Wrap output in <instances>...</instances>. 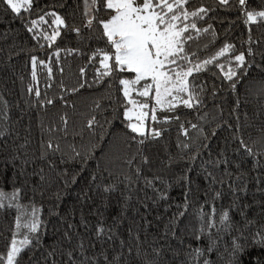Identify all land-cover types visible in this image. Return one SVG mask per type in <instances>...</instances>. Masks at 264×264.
I'll return each instance as SVG.
<instances>
[{"label": "trees", "instance_id": "trees-1", "mask_svg": "<svg viewBox=\"0 0 264 264\" xmlns=\"http://www.w3.org/2000/svg\"><path fill=\"white\" fill-rule=\"evenodd\" d=\"M259 2L251 0V7L259 9ZM202 4L213 11L199 21L198 26L212 25L210 33L214 30L216 40L200 53L201 58L214 54L225 43L234 44L238 52L249 46L256 52L264 50V23L245 25L238 0H231L229 6H221L217 0H191L187 7L192 10ZM39 9L56 11L69 25L68 29L61 30L51 47L42 38L34 40L23 21L0 3V97L7 102L10 116L7 122L0 120V126L13 133L7 145L0 141V187L10 192L14 181V186L22 189L21 203L34 205L44 224L42 247L35 251L25 250L19 264H53L54 261L55 264H66L64 252L80 239H83L88 255L93 251L99 253L102 242L96 241L95 231L101 217L93 214L97 210L103 213L106 226L113 224V216L121 217L114 243H103V249L110 255L113 250H120L123 241L125 256L128 255L127 248L131 247L133 255L139 252L142 258L133 260L132 264H146L148 260H153V264H181L188 244L207 246L206 240H195L194 232L201 226L198 213L201 209L210 212L213 206L217 215L228 210L240 227H243L245 217L254 222L245 231L249 240L248 253L243 260L244 264H255L257 259L264 262V248L253 246L251 240L257 229L264 225V167H257V162L264 164V158L259 155L254 159L246 157L242 150L235 152L239 143L233 142L232 136L237 120L230 115L238 94L241 106L237 115L240 125L245 128L243 138L257 150L259 144L253 141H258L261 134L256 129L264 126V72L255 66L249 69L248 77L237 85L236 93L228 90L227 83L221 84L209 73H201L198 83L206 85L203 110L198 112L181 106L175 113L157 112L158 118L179 116V120L157 124L149 119L147 124L161 129L162 135L144 139L140 144L138 140L142 138L132 140L136 134L125 127L127 121L121 106L125 101L118 76L105 77L98 82L99 57L89 63L92 53L97 48H105L106 44L103 39H97L102 29L97 27L92 33L83 28V0H36L29 18H36L35 12ZM21 15L27 17L25 13ZM249 27L252 40L259 43H243L248 40ZM72 28H81V33L78 35ZM48 31L51 34V29ZM210 33L200 38L201 47L211 39ZM196 46L192 45L193 48ZM57 50L59 57L53 55ZM33 56L45 62L37 65L35 81L32 79ZM223 60L221 58V62ZM47 66L52 69L51 75ZM82 68L85 70L83 75ZM213 70L219 74L218 70ZM121 75L131 78L129 74ZM214 83L215 96L212 95ZM29 87H39L41 97L30 94ZM48 99L53 103H39ZM153 104L151 101L150 107ZM217 105L223 109L222 114ZM4 111L5 106L0 103V115ZM203 112L209 113L208 123L199 120ZM212 116L217 119H211ZM93 117L95 123L89 128L88 122ZM188 122L203 123L208 139L200 137L193 144L191 139L195 138V132L191 129L189 137H184L180 124L190 128ZM248 125L254 127L248 129ZM49 141L53 149L47 148ZM181 141L188 142L190 147H180ZM13 154L19 156L15 168L6 164ZM210 159H229L231 162L213 167L208 163ZM24 160L28 163L24 164ZM226 167L232 173L231 177L225 175ZM209 172L223 183H211L206 179ZM185 176L187 179H182ZM237 176L241 179L237 180ZM106 186H113L114 190L105 193ZM189 190L191 197L187 211L179 219L173 237L170 225L176 224L174 217L184 211L185 192ZM217 192L221 195L214 199ZM161 193H167L166 200L159 198ZM16 215L15 209L0 210V254L6 253ZM82 216L89 221L87 231L81 226ZM69 224L75 228L69 229ZM66 231L72 237L71 244L65 240ZM237 234L232 232L231 236ZM137 236L139 240L134 239ZM225 240H230V236ZM93 243L94 249L88 247ZM153 248L162 249L160 257L154 256ZM49 252H53L51 257H48ZM174 252L179 255L175 256ZM209 258L215 259V255L209 254ZM217 264L222 262L217 260Z\"/></svg>", "mask_w": 264, "mask_h": 264}, {"label": "snow or ice", "instance_id": "snow-or-ice-1", "mask_svg": "<svg viewBox=\"0 0 264 264\" xmlns=\"http://www.w3.org/2000/svg\"><path fill=\"white\" fill-rule=\"evenodd\" d=\"M231 0H217L221 6H229ZM0 3L6 6V11L20 18L28 33L32 34L34 40L43 39L48 42V46L52 44L61 35L62 29H68L69 25L65 18L56 11H44L39 9L35 12L36 18H29L33 15L34 4L36 0H0ZM191 0H83V16L85 22L83 28L95 33L97 27L102 29L101 36L97 39L105 41V48H97L89 58V63H93L99 57V67L96 69V79L98 82L105 77L118 76V84L124 97L123 118L127 121L125 127L136 134L131 137L136 141L137 137L142 138L138 143L142 144L144 139L149 137L155 139L162 135V130L151 127L146 122L150 119L157 124L170 123L173 119L179 120V116H165L158 118L157 112L175 113L179 107L202 111L205 107L204 93L206 91L205 83H198L201 79V73H209L216 77V80L221 84L227 83L228 90L236 93L237 85L248 77L249 69H259L264 72V50L256 52L249 46L245 51H237L232 43H225L214 54L201 58L200 53L213 45L216 40V33L210 30L212 25L208 27L198 26L199 21H203L213 11L212 8L205 7L203 4L195 9L189 10L187 7ZM62 6V5H61ZM239 10L243 16L245 25H253L264 23V0H260L259 9L251 7V0H238ZM25 13L26 16L21 14ZM49 20L51 23H49ZM47 25V28H43ZM48 29H51L49 34ZM72 31L78 35L81 33V28H72ZM248 40L244 44L251 45L259 43L253 41L251 37V28L248 29ZM211 34V39L203 47L199 45V40L202 36ZM196 44V48L192 45ZM43 46V45H41ZM59 57L60 51L53 53ZM259 57V61L257 60ZM221 58H224L221 62ZM44 65L45 62L38 60L37 57H31L32 79L35 81L37 77V65ZM48 67L49 75H51V67ZM216 69L217 71L213 70ZM81 74H84L82 68ZM121 74H129L131 78ZM84 85L81 84V87ZM51 87V85H49ZM215 96V83L213 84ZM78 89H73L77 91ZM220 90H223L222 88ZM28 92L41 97L39 87L35 89L29 87ZM150 101L154 104L150 108ZM0 103L5 106L3 115H0V120L7 122L10 116L7 112V102L0 97ZM41 105L44 103L52 104L53 101L48 99L39 101ZM241 106V100L237 94L235 107L230 115L236 117V131L233 133L232 141L238 142L239 147L235 149L236 153H241L246 157L255 158L261 156L264 158V126L256 129L260 133L258 141H253L254 144H259V148L254 150L251 145L245 142L243 138L244 126L239 123V115L237 109ZM218 111L222 114L223 109L217 105ZM246 115V114H245ZM211 119H217L212 116ZM199 120L203 123L209 122V113L203 112L199 116ZM65 125L67 120L64 119ZM95 123V118L88 122L89 128ZM190 128H185L184 123L180 124V132L184 137H189L190 129L194 130L195 138L191 139L193 144L200 137L208 139L204 135L203 123H191ZM229 128L232 125H228ZM254 125H248L251 129ZM215 135V132H213ZM249 135L251 133L249 132ZM13 133L6 127L0 126V141L5 145L8 144ZM7 137V139H6ZM180 147L185 149L190 147L186 141L179 143ZM207 148V144L203 145ZM51 141L48 142L47 148L53 149ZM58 150L59 146H55ZM75 151V149H73ZM78 156L79 153L77 152ZM223 156V153H221ZM19 159L18 155H11L6 160V164H12L15 168V162ZM193 160L195 157L192 158ZM146 162V158H145ZM231 161L229 159L209 160L208 163L213 167L220 164L227 165ZM24 164L28 161L24 160ZM237 167H239L237 165ZM257 167H264V164L257 162ZM139 171V170H137ZM23 175V172L20 173ZM225 175L231 177L232 173L225 168ZM95 179V177H93ZM187 179V177H182ZM206 179L211 183H223L217 181L212 173H208ZM237 180L241 176L236 177ZM75 179H73V183ZM151 186V182H148ZM113 186H106L104 192L113 191ZM221 193H215L214 199H218ZM191 197V191L185 192L184 211L179 212L174 219L176 224H171L169 231L175 237V229L179 219L185 215L188 208V201ZM160 199H167V193H161ZM148 199V197H146ZM22 189L14 186L12 190L5 191L0 187V210L15 209L16 217L14 221V230L12 238L7 246L6 253L0 254V264H19L21 254L25 250L35 251L42 247L41 236L44 230L43 221L40 219L39 210L34 205H24L21 203ZM231 207V206H230ZM123 208H121V213ZM93 214L98 215L101 219L96 225L95 239L102 242V250L97 253L92 252L87 254L88 249L85 247L83 239L64 252L67 256L66 264H132L133 260L140 258L139 252L133 255L131 247L127 248L128 255L125 256L124 242L120 243V250H113L110 255L108 250L103 249V243H114L117 235V227L121 217L113 216V224L106 226L103 220V213L97 210ZM243 215V213H241ZM200 219V227L195 230L194 238L197 241L202 239L207 241L206 247H193L191 244L186 246L185 258L181 264H217V260L222 264H244L243 258L248 253L247 241L249 237L245 235V231L254 224L253 221L245 217L243 227H240L233 221L228 210H223L217 215L215 206L210 212H204L203 209L198 213ZM81 226L85 231L89 228V221L83 216L81 217ZM69 229H74L75 225L69 224ZM215 230V231H213ZM232 232L238 233L231 236ZM165 238L168 231L165 232ZM79 236V233H77ZM230 236V240H225V237ZM65 240L71 244L72 237L66 231L64 234ZM134 239L139 240V237ZM252 245L255 247L264 248V225H262L255 234L251 237ZM183 244V241H181ZM223 245V250L221 246ZM88 247L95 248V244H90ZM55 249H53V252ZM53 252L48 253V257L53 255ZM152 252L155 257H160L162 249L153 248ZM209 254H214L215 259H210ZM147 255V253H146ZM178 256V252H174ZM142 259V258H140ZM55 264V261L53 262ZM146 264H153V260L146 261ZM255 264H264L259 259Z\"/></svg>", "mask_w": 264, "mask_h": 264}, {"label": "rangeland", "instance_id": "rangeland-1", "mask_svg": "<svg viewBox=\"0 0 264 264\" xmlns=\"http://www.w3.org/2000/svg\"><path fill=\"white\" fill-rule=\"evenodd\" d=\"M151 102V101H150ZM150 102H149V104H150ZM151 108V107H150ZM147 123V122H146Z\"/></svg>", "mask_w": 264, "mask_h": 264}]
</instances>
